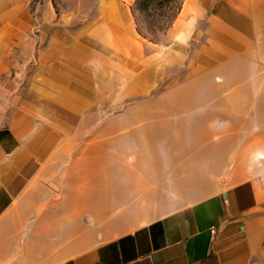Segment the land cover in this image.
I'll list each match as a JSON object with an SVG mask.
<instances>
[{"label": "crops", "instance_id": "1", "mask_svg": "<svg viewBox=\"0 0 264 264\" xmlns=\"http://www.w3.org/2000/svg\"><path fill=\"white\" fill-rule=\"evenodd\" d=\"M133 2L0 0V264H264V179L195 184L133 139L156 83ZM167 36L191 70L253 67L264 0H182Z\"/></svg>", "mask_w": 264, "mask_h": 264}, {"label": "rangeland", "instance_id": "2", "mask_svg": "<svg viewBox=\"0 0 264 264\" xmlns=\"http://www.w3.org/2000/svg\"><path fill=\"white\" fill-rule=\"evenodd\" d=\"M181 2L132 3L135 28L145 38L146 53L151 56L146 62V78L153 79L154 73L156 77L155 84L146 85L142 101L134 106L129 102L139 109V116L128 118L130 124L144 128L133 139L142 136L146 148L160 149V156L154 155L161 164L157 171H165L170 153L176 159L177 172L209 177L193 181L195 184L212 187L213 173L222 169L248 171L263 180L264 61L250 67L231 60L217 69L195 71L188 68L189 54L184 59L171 58L166 51L167 30ZM186 156L189 159L183 164Z\"/></svg>", "mask_w": 264, "mask_h": 264}]
</instances>
